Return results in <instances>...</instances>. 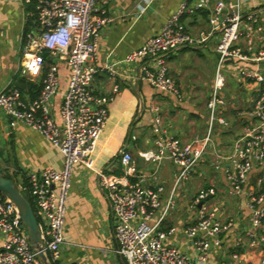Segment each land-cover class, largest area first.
Segmentation results:
<instances>
[{
	"label": "built area",
	"instance_id": "1",
	"mask_svg": "<svg viewBox=\"0 0 264 264\" xmlns=\"http://www.w3.org/2000/svg\"><path fill=\"white\" fill-rule=\"evenodd\" d=\"M19 1L33 8L36 19L23 37L21 73L31 81L40 80L41 89L35 99L27 100L17 86L8 84L0 91V111L10 127L31 128L64 156L61 170L32 171L16 183L33 199L39 245L54 264L61 258L62 247L70 243L65 215L73 168L87 164L95 152L107 125L109 105L119 93L118 85L112 88V96L93 88L99 41L110 23L107 5L111 0ZM263 7L255 0H179L177 10L160 30L122 60L138 63V79L183 105L185 96L171 75L166 56L177 50L203 49L210 43L216 54L204 134L182 142L165 126L161 109L151 107L155 150L150 159L156 164L172 163L175 172L169 190L154 186V174L140 171L130 152L122 153L118 172L97 171L98 184L106 190L110 205L116 252L128 264H209L222 259L221 255L240 264L245 253L264 251ZM145 11L146 7L140 9ZM202 16L208 27L193 31L191 22ZM61 63L69 69V77L58 122L53 100L60 86ZM105 69L115 74L114 64ZM225 74H232L248 94L249 105L235 108L236 133L226 145L218 146L213 137L215 123L220 129H230ZM207 154L213 174L225 181V196L220 197L215 185L199 188L187 202L189 220L162 228L168 215L180 208V196L186 195V186L200 172ZM231 197L241 199L245 217L243 213L223 217ZM0 236V264H41L20 210L6 196L0 199ZM257 264H264V256Z\"/></svg>",
	"mask_w": 264,
	"mask_h": 264
},
{
	"label": "crops",
	"instance_id": "2",
	"mask_svg": "<svg viewBox=\"0 0 264 264\" xmlns=\"http://www.w3.org/2000/svg\"><path fill=\"white\" fill-rule=\"evenodd\" d=\"M178 5L179 0H111L107 5L110 23L102 31L99 41L95 63L98 73L93 80V88L98 94L112 96V88L118 85L119 93L109 105L107 125L95 152L88 158L87 164H77L73 168L65 215V233L70 243L62 247L61 258L56 264H128L127 260L116 252L110 205L106 190L98 184L97 171L104 169L108 172H118L122 153L130 152L140 171L150 176L154 174V186L160 184L167 190L171 188L175 172L172 163L164 161L156 164L150 159L151 152L155 150V135L150 122L152 106L161 109L165 126L182 142H188L196 135L206 132L202 133L196 125L197 120H205L208 125V117L205 114L187 101L178 105L175 100L161 94L148 82L138 79V63L122 61L157 33L165 20L177 10ZM142 7H146L144 13L140 12ZM202 18L206 21L203 16ZM199 19L200 17L191 22L194 29L198 26ZM35 21L33 8L23 6L19 0H0V91L8 84L22 85L25 87L23 96L27 100H32L35 95L30 92L28 83L20 82L21 78L31 81L21 73L24 59L23 37L35 25ZM210 44L212 50L209 49ZM210 44L203 49L211 53L213 51L214 54V43ZM113 64L115 74L112 76L105 66ZM168 64L171 75L178 79L176 81L183 90L184 80L175 77L180 70H176L170 61ZM61 71L58 94L53 100L58 122H61L59 108L67 87V73ZM232 108L235 109L233 106ZM182 109H189L190 112L185 114ZM200 109L207 110V103ZM229 113L235 118V111L231 113L227 109V119L230 118ZM236 130L218 131L222 137L232 138ZM216 137L218 146L227 144L220 136ZM63 165V154L49 140L24 125L10 127L7 117L0 111V176H4L6 171L12 176L17 172L14 177L17 183L24 180V176L29 172L45 168L61 170ZM191 183L194 184L195 193L199 188L215 185L225 196L224 179L202 166L197 176L186 186V195L180 196V208L168 215L162 228L189 220L187 202L191 197ZM229 200L223 217H237L242 213L245 217L247 211L244 210L241 199L235 198L233 202ZM2 242L3 238L0 236V247ZM258 253L259 251L245 253L240 264H257L258 261H255L253 256ZM220 257L222 259L218 257L209 264H220L221 261L234 264L230 258L224 259L222 255Z\"/></svg>",
	"mask_w": 264,
	"mask_h": 264
},
{
	"label": "rangeland",
	"instance_id": "3",
	"mask_svg": "<svg viewBox=\"0 0 264 264\" xmlns=\"http://www.w3.org/2000/svg\"><path fill=\"white\" fill-rule=\"evenodd\" d=\"M256 3L260 4L261 6H264V0H255ZM264 8V7H263ZM198 26H196V29L193 31H196L199 28L205 29L208 27L207 22L200 17L199 22L197 23ZM210 50H212L211 44L209 47ZM173 55V56H172ZM167 61H170L171 65L175 67V69H179L180 72L176 74L175 77H181L184 80L183 83V94L185 96V100L192 104L195 108L200 110L203 114H205L207 117H209V112L206 109H200L201 106H205L209 98L211 97V85H212V78L214 75V69L216 66V54H213V51L211 53L205 51L204 49H184V50H177L175 53H170L166 56ZM171 59V60H170ZM59 68L61 73L67 75V81L69 77V69H67V66L63 63L59 64ZM65 68V70H64ZM227 78V83L224 88V93L226 98L230 101V105H228L229 112L235 111V109L232 108H246L249 105L248 101V94L244 92L241 89V86L238 82L235 81L234 76L232 74H225ZM62 76V74H61ZM178 80V79H176ZM183 112L189 113V109H182ZM230 118L228 119L230 122V129H237L239 126L238 120H236L234 117L231 116L229 113ZM197 128L200 129V131L205 132L207 130V123L205 124V120H197L196 122ZM215 130L213 133V137L217 138L216 136H220L223 138L225 143H228L231 139L230 137H222V134L219 133V129L221 127L218 126L217 123H215ZM223 130V129H222ZM239 130V129H238ZM206 162L203 164V167L205 170L210 171L211 166V156L207 154L205 156ZM154 167V165H153ZM5 177L9 176L10 179L13 180V176L9 173V171H6ZM189 189L191 190V197L195 195V189L194 184L191 183L189 185ZM28 197L30 195L26 194ZM223 196L220 194V197ZM191 197L188 199L190 200ZM217 196L214 198L216 199ZM229 201L233 202L235 199L234 197L228 198ZM264 255L263 251H259L258 254L253 256L255 261H259L262 256Z\"/></svg>",
	"mask_w": 264,
	"mask_h": 264
},
{
	"label": "water",
	"instance_id": "4",
	"mask_svg": "<svg viewBox=\"0 0 264 264\" xmlns=\"http://www.w3.org/2000/svg\"><path fill=\"white\" fill-rule=\"evenodd\" d=\"M44 56L46 57L47 53H45ZM0 192L11 199L20 210L22 221L27 228L30 243L33 249L38 250V257L41 264H52L39 245L41 237L37 219L29 200L25 197L22 190L12 179L0 176Z\"/></svg>",
	"mask_w": 264,
	"mask_h": 264
},
{
	"label": "trees",
	"instance_id": "5",
	"mask_svg": "<svg viewBox=\"0 0 264 264\" xmlns=\"http://www.w3.org/2000/svg\"><path fill=\"white\" fill-rule=\"evenodd\" d=\"M20 82H21V84H22V83H28V84H29L30 92L33 93V94L35 95V96L32 97V99H35V98L37 97V95L39 94V91H40V89H41V82L27 81L25 78H21V79H20ZM17 87L20 89L22 95H24V93H25L24 88H25V87H23L22 85H18ZM16 175H17V172H15L14 175H13V181H14V182H15L14 177H16ZM4 177H5V176H4ZM6 178L10 179L9 176H8V177L6 176ZM24 178H25V176H24ZM23 194H24L25 197L29 200V202H30V204H31V206H32V208H33V210H34V213H35V205H34L33 199H32L31 197H28V196L26 195V194H28L27 192H24ZM1 195H2V199H3V198L5 197V195L2 194V193H1ZM28 195H29V194H28ZM54 264H56V263H54Z\"/></svg>",
	"mask_w": 264,
	"mask_h": 264
}]
</instances>
